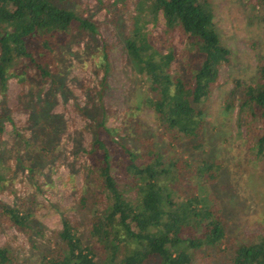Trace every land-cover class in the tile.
Masks as SVG:
<instances>
[{
  "label": "trees",
  "instance_id": "16d2710c",
  "mask_svg": "<svg viewBox=\"0 0 264 264\" xmlns=\"http://www.w3.org/2000/svg\"><path fill=\"white\" fill-rule=\"evenodd\" d=\"M78 1L0 0L2 93L8 89L10 78L24 83L30 75L36 76L41 85L51 80L53 87H61L67 93L62 77L52 68H60L58 50L66 47L75 34L77 39L94 41L87 43V48L100 45L97 23L75 9ZM114 2L133 6L131 25L123 42L133 69L149 89L146 102L156 115L159 128L168 133L174 149L185 145L201 147L205 103L218 82L220 68L231 61L232 55L221 41L211 0ZM258 3L264 5V0ZM160 15L165 27L157 44L149 25ZM112 19L119 22L117 14ZM176 31L185 39V51L179 52L164 42ZM105 45L99 58L104 70L98 89L99 106L81 109L83 117L91 120L92 142L86 150L91 164L78 202L80 215L75 219L62 216V228L52 232L47 241L49 248L42 251V264H264V233L260 239L253 236L227 242L228 225L216 217L207 193L219 176L217 162L204 160L202 168L197 169L205 177L198 189L207 195L193 193L176 199L174 193L189 174L190 164L182 152L166 158L149 147L151 144H144V152L139 153L120 138L119 128L108 125L104 95L109 86L110 61ZM239 88V110L259 122L255 147L264 160V59L256 77L240 82L233 93ZM50 99L57 101L54 93ZM48 100L44 105L33 104V132L24 140L25 152L20 154L18 146L15 149L18 164L24 160L30 164V175L41 172L45 163L56 157L53 153L64 132L61 115L51 113L53 103ZM5 120H11V115L3 110L0 135L5 130ZM140 128L138 124L137 139L143 137ZM17 135L21 136L18 132ZM143 135L151 139L150 133ZM9 168V161L0 152V192L11 181ZM1 215L28 236L34 249L38 248L36 236L44 237L45 233L36 230L29 210L3 205ZM0 264L23 261L4 244L0 245Z\"/></svg>",
  "mask_w": 264,
  "mask_h": 264
},
{
  "label": "rangeland",
  "instance_id": "374dc122",
  "mask_svg": "<svg viewBox=\"0 0 264 264\" xmlns=\"http://www.w3.org/2000/svg\"><path fill=\"white\" fill-rule=\"evenodd\" d=\"M114 1L79 0L74 5L82 15L97 23L100 45L87 48L94 41L77 39L75 34L66 47L58 50L60 68H52L62 77L67 93L61 87H53L51 80L43 85L37 83L33 75L24 83L12 77L6 92L0 90V112L5 110L11 115V120H5V130L0 135V152L9 161L11 180L8 188L0 192V245L13 248L23 264H42V251L49 248L47 241L52 232L62 228V216L79 217L78 202L91 164L86 150L92 142L91 120L83 117L81 109L93 110L99 106L98 89L104 76L99 58L104 43L110 61L109 86L104 95L108 125L119 128L120 138L139 153L144 152V144H151L149 147L166 158L182 152L190 164L189 174L174 197L208 193L216 217L228 225V243L253 236L260 239L264 233V160L258 155L254 136L259 122L239 110L241 88L234 93L233 90L240 82L255 78L258 65L264 59V5L258 0H211L221 41L232 51L231 61L220 68L218 82L205 103L203 145L195 149L187 145L174 149L168 133L159 128L157 117L146 102L149 89L133 69L125 50L123 38L131 25L133 6ZM113 14H117L118 23L113 21ZM164 27L162 15L149 25L157 44ZM164 42L179 52L186 50L185 39L177 31ZM50 93L55 94L56 102L48 100ZM47 100L53 103L51 113L61 115L64 132L59 135V147L53 153L56 157L46 162L41 172L30 175V164L26 160L18 164L15 149L18 146L20 154L25 152L24 140L33 132L32 106L44 105ZM138 124L142 139H137ZM144 133H150L152 140ZM204 160L219 165V176L207 193L198 189L205 177L197 169L202 168ZM116 176L122 183L120 175L116 173ZM3 205L30 211L33 226L45 233L44 237L36 236L38 248L34 249L28 236L1 215Z\"/></svg>",
  "mask_w": 264,
  "mask_h": 264
}]
</instances>
